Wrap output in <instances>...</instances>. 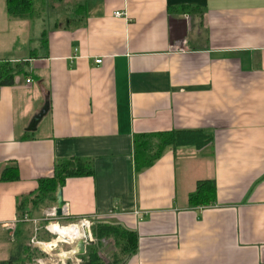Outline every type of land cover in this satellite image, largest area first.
Returning <instances> with one entry per match:
<instances>
[{
    "label": "crops",
    "instance_id": "crops-1",
    "mask_svg": "<svg viewBox=\"0 0 264 264\" xmlns=\"http://www.w3.org/2000/svg\"><path fill=\"white\" fill-rule=\"evenodd\" d=\"M33 1L36 16L21 19L0 0V61L27 73L0 86V174L16 168L0 180V259L17 229L29 246L50 239L38 216L16 227L15 205L55 161L78 157L91 172L64 177L52 220L135 231L123 264H264V0H72L56 13ZM171 130L194 138L136 172L134 135L153 151ZM204 178L215 200L189 206ZM55 251L69 263L75 247Z\"/></svg>",
    "mask_w": 264,
    "mask_h": 264
},
{
    "label": "trees",
    "instance_id": "trees-1",
    "mask_svg": "<svg viewBox=\"0 0 264 264\" xmlns=\"http://www.w3.org/2000/svg\"><path fill=\"white\" fill-rule=\"evenodd\" d=\"M55 1V0H52ZM51 1V2H52ZM6 4V14L12 18L19 17L21 19L36 16L37 9L33 0H4ZM18 74L25 76L27 73L22 69L21 62L9 63L7 60L0 61V86L4 84H12L14 77ZM29 81V79H27ZM26 81V83L28 82ZM194 134H183L175 130L170 133H157V145L152 151L148 135H134L133 148L135 170L140 171L145 166L152 164L164 146L171 145L174 142H185L187 139H193ZM187 138V139H186ZM186 139V140H185ZM52 167V173L49 177L38 178L36 190L32 192L30 197H22L15 205L17 224L16 227H23L30 221L21 220L25 214L31 217L32 211L37 206L54 202L55 190L61 187L64 177L76 176L78 174L87 175L91 172V164L87 160L81 158H62L55 161ZM16 178V168L12 165L7 166L0 174V180H14ZM210 179H200L195 182L193 191L187 194L186 201L189 206L199 207L201 205H211L215 200V186ZM49 202V203H48ZM43 227V226H42ZM93 242L86 244L83 253L78 255L80 264H123L128 256L134 253L137 244V235L135 231L124 229V226L113 224L109 221L102 222L97 219L90 221L89 230ZM26 231L16 230V242L14 252L5 260L0 259V264H34L32 260L41 255L42 252L36 248H30L24 243L27 235ZM109 239L112 243V250L107 259L101 258L99 247L104 241Z\"/></svg>",
    "mask_w": 264,
    "mask_h": 264
},
{
    "label": "built area",
    "instance_id": "built-area-1",
    "mask_svg": "<svg viewBox=\"0 0 264 264\" xmlns=\"http://www.w3.org/2000/svg\"><path fill=\"white\" fill-rule=\"evenodd\" d=\"M115 15L119 16L120 13L117 12L116 10H114L113 12ZM101 61V58L99 59H94V63L98 64ZM28 81L27 79H25L24 82ZM52 211L50 212L49 216L52 215V217L55 216L54 214V208H51ZM23 220H28L29 218L28 216H26L25 214L23 215V218L21 219ZM90 221L91 218L87 217V216H78L77 220L72 221V222H65V224H60L57 223L56 221H48L45 225H44V230L46 231L47 234L50 235V239L49 240H43V239H37V238H32L30 239V243H31V247H34L36 249H40L42 254L38 255V257H36L34 260H32L34 262V264H67V262H65L66 258V254L65 252H58L55 251L54 253V248L55 246L59 245V244H74L76 242V240H78L79 238H83L84 237V230H86L88 232L89 230V226H90ZM54 225L56 228H54ZM68 227L67 232H65L64 236H61V238H59V233H57L59 228H65ZM89 238H91L90 236V232H88ZM53 255H56L58 259L54 258ZM67 256H70L71 258L69 260H71L72 264H80V260H78V256L76 254H74V251H71V253Z\"/></svg>",
    "mask_w": 264,
    "mask_h": 264
},
{
    "label": "water",
    "instance_id": "water-1",
    "mask_svg": "<svg viewBox=\"0 0 264 264\" xmlns=\"http://www.w3.org/2000/svg\"><path fill=\"white\" fill-rule=\"evenodd\" d=\"M48 106L47 102L44 103L43 107L39 109V112H36L33 117L31 118L30 122H28V126L26 127V130L31 131L35 128V122L39 121L40 118L45 114L46 112V107ZM60 187H58L55 190V195H54V214L56 217H59L61 215V208H62V196H61V192H60ZM84 232V237L83 238H79L78 240H76V242L73 244V246L75 247V251L74 254L76 255H80V253L84 252L85 249V245L86 244H91L93 242L92 239L89 238L88 232L86 230L83 231Z\"/></svg>",
    "mask_w": 264,
    "mask_h": 264
},
{
    "label": "rangeland",
    "instance_id": "rangeland-1",
    "mask_svg": "<svg viewBox=\"0 0 264 264\" xmlns=\"http://www.w3.org/2000/svg\"><path fill=\"white\" fill-rule=\"evenodd\" d=\"M69 1L72 0H55V1H50V3H53V8L55 9V11H52L51 13H56L59 10H63V7H65V5L67 3H69ZM34 5H36V1H34ZM52 211L51 207L47 209H44V207L38 206L37 210L35 212L32 213L31 216H38L40 217V225L44 226L48 221L52 220V215L49 216L50 212ZM53 221V220H52ZM59 232V231H58ZM111 241L109 239H107L106 241H104L102 243V245L99 247V250L101 251V258L103 259H107V256L109 255L110 251L112 250V245H111ZM31 247V246H29ZM67 264H72L71 262L67 263Z\"/></svg>",
    "mask_w": 264,
    "mask_h": 264
},
{
    "label": "bare ground",
    "instance_id": "bare-ground-1",
    "mask_svg": "<svg viewBox=\"0 0 264 264\" xmlns=\"http://www.w3.org/2000/svg\"><path fill=\"white\" fill-rule=\"evenodd\" d=\"M54 228H56L55 225H54ZM67 230H68V227L67 226L65 228L64 227L63 228H59L58 229L59 232L57 231V233H59V236L58 237L61 238V236H64L65 235V232H67Z\"/></svg>",
    "mask_w": 264,
    "mask_h": 264
}]
</instances>
